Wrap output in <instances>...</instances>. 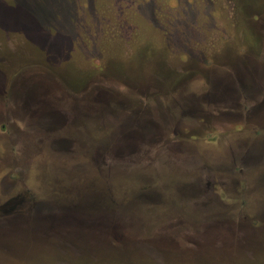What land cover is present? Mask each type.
Returning a JSON list of instances; mask_svg holds the SVG:
<instances>
[{
  "label": "rangeland",
  "instance_id": "rangeland-1",
  "mask_svg": "<svg viewBox=\"0 0 264 264\" xmlns=\"http://www.w3.org/2000/svg\"><path fill=\"white\" fill-rule=\"evenodd\" d=\"M262 2L0 0V264H264ZM39 66L67 89L29 77ZM87 85L93 120L76 131L93 146L60 149L44 139L50 105ZM12 98L47 116L9 129ZM143 118L178 156L100 150ZM69 207L59 224L47 215Z\"/></svg>",
  "mask_w": 264,
  "mask_h": 264
},
{
  "label": "flooded vegetation",
  "instance_id": "flooded-vegetation-1",
  "mask_svg": "<svg viewBox=\"0 0 264 264\" xmlns=\"http://www.w3.org/2000/svg\"><path fill=\"white\" fill-rule=\"evenodd\" d=\"M257 18H258V16H256V19H254V20L257 21ZM253 23L255 24L256 22L252 21L251 24H253ZM253 82H254V78H253L251 83L247 84V89H248L249 94H253V92H254V88L255 87L253 85H251ZM13 86L15 88L17 85L13 84ZM86 89H85L87 91L86 93H89V91L92 90V89L89 88L88 85L86 86ZM86 93H84L82 95H85ZM11 97H13L12 94H11ZM90 98H91V95H87L86 97H84V96L76 97V96H70V95L69 96H67V95L60 96V95H58L57 103L60 104L63 101L64 106L63 107L59 106L57 108L55 107L56 109L54 110L53 113L48 111L49 112L48 114L50 115V117L54 118V121H53L54 122L53 123L54 126H52V129H49L48 133H47V131H45V133H47V135L45 134L46 136H44V139L48 138L49 141L51 142V144L56 145L57 147H60V149H65V150H68V149L71 150L72 149V150H74V149H77L78 147H80L82 144L81 143L79 144V142H78L80 140L79 139L80 137H79L78 133H81V132L80 131L77 132L76 128L82 122L78 121V119H79L78 118V111L71 110V109L73 108L72 107L73 104L76 105L78 103L81 107H83V105L85 104L86 119L91 120V123H92V120H93V112H92V108H91L92 106L91 107L88 106L89 102L92 101V99L90 100ZM254 109L255 108L252 107L250 111L246 112V115L249 117L250 115L255 113ZM36 112H39V114L37 115L38 118L42 117V116H47V114H46L47 112L45 110V107H44V111H41V109L39 108V111H35V109H27V111L23 112L22 111V107H20L18 102H16L14 100L13 101V111L9 112L8 115H7V122H8L9 129L16 128V129H14L15 132H20L21 131V133L23 134V130H27L28 129V127H26L25 120L29 119L33 115H36ZM238 112L239 111H237V112H235L233 114L234 115H238V114L240 115V113H238ZM213 113H215V112H213ZM80 114L83 115V112H80ZM208 118H210L209 115L206 117V119H208ZM88 120L86 122H88V124H89ZM148 122L153 126V133H152V135H150L149 139H147L145 137V134L143 133L144 131L143 132H141V130L137 131L135 128H134L135 130H133L131 128L132 126H130V125L126 124V123L120 124L119 125L120 127H118V129L116 128L117 130L112 131L110 133V135H112L114 138H115V132L116 133L119 132V134H121L120 132L122 130L123 133H122V136H121L120 139H123V138H124V140H127V138L130 139L127 143L126 142L124 143V146L121 145L118 148V151L121 152V150H123V148H121V147H125L126 148V146H127V147H130V148H136L137 149L138 147H141V146L145 147L148 144H150L149 147L153 148V145H156V144L159 143L158 142V140H159L158 137L159 136H160V141H163V142L165 141L164 144H168L169 143L168 139L165 137V134H166L165 130L158 128L157 125H155L157 122L154 119H152V118L146 119L145 118L143 121L141 120V122L139 123V126H141L142 123H144V125H146V123H148ZM63 128H65V133H63L62 131L61 132L57 131L58 129L62 130ZM12 132L13 131L11 130V133ZM143 135H144V137H143ZM113 137H112V139H113ZM90 140H91V137H89L87 143H85V147H88L90 145V147L92 148L93 142L89 143ZM111 144H114V143L113 142L110 143V141H109L107 149L109 148V146ZM151 144H153V145H151ZM104 146H105V144H104ZM174 146H179V145H174ZM164 148H165V146H164ZM108 155L109 154H107L106 157ZM118 156L120 157V153H119ZM118 161H122L121 157H120V160H118ZM15 197H17V196H9V197H7L6 201L4 202L3 205L8 204L9 205L8 207L11 208L12 211L14 209L16 210V207H14V205H12L13 201L15 200L13 198H15ZM10 203H11V206H10ZM37 208H38L36 210L37 215H40L41 213H42V215L43 214L46 215L45 208H41V207H38V206H37ZM1 209H3L2 212H3L4 215H7V213L9 211H11V210L7 209L5 206H3ZM29 209L30 208L28 207L27 212L22 210L23 212L26 213V217H27L28 220H30L29 219V214L31 213V209H30V211H29ZM15 210L13 212H10V213L11 214L17 213L18 211H15ZM77 214H78V209L74 208V207H69V208H66V209L64 208L62 210H57V209L53 208V209H50V211H48V213H47V215L50 216V218L53 220V222L55 221L56 224H59L58 223V219L62 215H64L63 217H66V215H69V216L74 215V216H76ZM23 216H24V214H23ZM60 225H62V224H60ZM60 230H57V231H60Z\"/></svg>",
  "mask_w": 264,
  "mask_h": 264
},
{
  "label": "trees",
  "instance_id": "trees-1",
  "mask_svg": "<svg viewBox=\"0 0 264 264\" xmlns=\"http://www.w3.org/2000/svg\"><path fill=\"white\" fill-rule=\"evenodd\" d=\"M262 1L264 2V0H262ZM29 69L30 70H28V73H27V74H29V77H35V79H41L43 81L50 80L49 77H53V78H55L57 80L56 83H58L59 90L67 89V87H68V85L65 84V80L62 81L61 80L62 78L60 79L57 76H54L51 72H49L48 70H46L45 68H43L41 66L34 67V68L31 67ZM26 71H24V72H26ZM20 75H22V73ZM18 78H19V76L16 77V79H18ZM91 91L92 90H90L89 93H86L84 95V97H86L87 95H91ZM61 94L63 96L66 95V94H63V93H61ZM49 100L51 101V99H49ZM57 100H58V96H57ZM62 103H63V101H62ZM60 104L57 103L55 105H60ZM89 104L92 105L91 108H92V112L94 113L93 103L90 101ZM50 106H51L50 108H53L54 110L56 109L54 107V105H50ZM61 106H64V105H61ZM72 107L73 108L71 110L78 111V118H79L78 121L79 122L80 121L82 122L80 124L86 123V121L88 120V119H86V115H85L86 110H84L83 107H81L78 103L76 105L73 104ZM80 112H83V115H81ZM97 114H98V112H97ZM80 124L78 126H80ZM131 128L133 130H135L133 127H131ZM143 128L144 127L141 124V126H139V128H137L136 130L137 131L138 130H141V132H143ZM78 135L80 137L79 138L80 140L78 141L79 144L80 143L81 144H84V143H86L88 141V136H89L88 134H86L84 132H81V133H78ZM143 137H144V135H143ZM158 139H159L158 140V142H159L158 144H156V145L151 144V145H153V148L152 147H149L150 144H148L145 147H143V146L138 147L137 149L136 148H130V147H127L126 146V148L125 147H121V148H123V150H121V152H119L118 151V148L121 145L124 146V143L125 142L127 143L130 139L127 138V140H124V138L123 139H119V138L117 139V137H116L114 139V142H113L114 144H111L108 149H107V146H104V144H102L103 147L101 146V149L100 150H103V149L105 150L106 149V151H108V153L110 151L111 152L117 151L118 152V155L120 153V157H121L122 162H126V163H129V164H131V163H140V162H149L150 160H153L154 159V156H156V154L158 153V151L167 150V149L169 150V152L171 154H173L175 156H178V154L180 153L181 147L180 146H174V145H179L178 143L173 142L174 144H172L173 146L171 145L172 146L171 147V146H169V143L168 144H164L165 141L164 142L163 141H160V136L158 137ZM164 146H165V148H164ZM261 224H263V223H261Z\"/></svg>",
  "mask_w": 264,
  "mask_h": 264
}]
</instances>
